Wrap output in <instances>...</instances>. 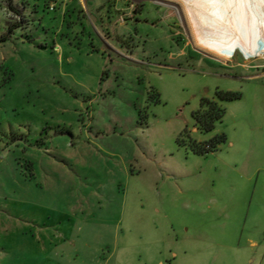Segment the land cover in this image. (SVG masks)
<instances>
[{
	"label": "rangeland",
	"instance_id": "obj_1",
	"mask_svg": "<svg viewBox=\"0 0 264 264\" xmlns=\"http://www.w3.org/2000/svg\"><path fill=\"white\" fill-rule=\"evenodd\" d=\"M224 1L197 30L264 43V0ZM0 264H264V55L162 0H0Z\"/></svg>",
	"mask_w": 264,
	"mask_h": 264
},
{
	"label": "bare ground",
	"instance_id": "obj_2",
	"mask_svg": "<svg viewBox=\"0 0 264 264\" xmlns=\"http://www.w3.org/2000/svg\"><path fill=\"white\" fill-rule=\"evenodd\" d=\"M162 1L169 2V3L175 5L176 7H178L180 9V11L182 12L183 16L186 19V22L189 26V29L191 31V34L193 36L195 44L200 49H202L204 52H206V53H208V54H210L216 58L222 59V60H230L232 57V54L236 50H239L245 57H252V56L261 57L262 55H264V43H262V42L258 43L257 45L252 46L248 41H246V42H243V41H225V40H221V41L219 40L218 41L216 39V37L201 34L197 29L200 26V23L202 24V20H203L201 18L202 14L200 15L198 13V7H196L195 4L190 3V0H162ZM226 2L227 1H224V0H209V2H208L209 6H207L208 7L207 13L209 12V14L210 15L212 14V16H213V14H217L218 13L217 9ZM200 6H201V4H200ZM243 17H245V15ZM203 26H204V24H203ZM215 31H218V30H215ZM217 33H219V32H217Z\"/></svg>",
	"mask_w": 264,
	"mask_h": 264
},
{
	"label": "trees",
	"instance_id": "obj_3",
	"mask_svg": "<svg viewBox=\"0 0 264 264\" xmlns=\"http://www.w3.org/2000/svg\"><path fill=\"white\" fill-rule=\"evenodd\" d=\"M241 97L240 92L231 91H218L216 92L217 100H201L200 110L193 114L195 121V127L201 132H211L215 128V125L222 120L225 115L224 108L218 104L219 102H230L238 100ZM225 141L223 135L216 136L210 139L208 142L198 143L191 142L190 151L195 155H205L207 153H212L216 151L217 147ZM178 143L179 140H178Z\"/></svg>",
	"mask_w": 264,
	"mask_h": 264
},
{
	"label": "flooded vegetation",
	"instance_id": "obj_4",
	"mask_svg": "<svg viewBox=\"0 0 264 264\" xmlns=\"http://www.w3.org/2000/svg\"><path fill=\"white\" fill-rule=\"evenodd\" d=\"M203 100V99H202Z\"/></svg>",
	"mask_w": 264,
	"mask_h": 264
}]
</instances>
